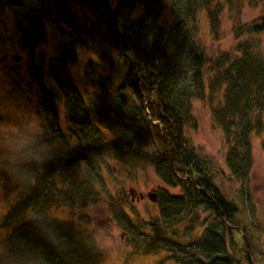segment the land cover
Listing matches in <instances>:
<instances>
[{
	"label": "trees",
	"instance_id": "obj_1",
	"mask_svg": "<svg viewBox=\"0 0 264 264\" xmlns=\"http://www.w3.org/2000/svg\"><path fill=\"white\" fill-rule=\"evenodd\" d=\"M226 1L234 11L236 42L229 51L220 48L224 5L217 0H0V21L8 18L6 25L11 21L14 27L13 46L24 53L46 116L48 126L36 146L46 151L56 141L60 148L24 164L23 186L6 182L12 203L3 221L7 233L0 264H104L90 234L73 220L46 213L58 202L85 209L101 201L111 209L133 258L264 264V249L253 258L247 254L248 260L241 254L238 235L247 244L259 243L233 194L218 185L223 172L214 157L186 134L197 123L196 104L208 102L225 135L234 180L229 186L249 177L255 136L264 150V17L244 23L238 4ZM171 3L178 16L166 24ZM204 14L208 32L200 28ZM48 28L59 41L49 70L45 55H36ZM11 58L14 62L6 56L0 61L1 86L18 79L8 73L10 67L22 68L20 56ZM3 99L0 95V103ZM142 165L155 167L167 188L179 189L152 193L156 212L148 219L126 209L125 188L116 191L115 179L105 175ZM39 205L41 212L30 217Z\"/></svg>",
	"mask_w": 264,
	"mask_h": 264
},
{
	"label": "rangeland",
	"instance_id": "obj_2",
	"mask_svg": "<svg viewBox=\"0 0 264 264\" xmlns=\"http://www.w3.org/2000/svg\"><path fill=\"white\" fill-rule=\"evenodd\" d=\"M34 1L39 2V0ZM217 1L224 5L220 6L222 13L219 15L220 28L224 33V41L221 43L220 48L223 51L233 50L236 42H234L235 39L232 32L234 25L232 3L228 4L226 0ZM233 3H237L241 9V18L244 23H250L264 17V0H233ZM81 11H83L82 8L79 9V12ZM176 16H178L176 5L172 3L167 5L164 12L166 24H172ZM203 17L205 18L206 14ZM7 19L3 18L0 21V61H2V56H6L7 58L10 57V61L14 62L11 56L18 55L22 58L20 63L22 68L20 69L17 63L14 68L10 67L8 73H14V77L18 79L14 83L0 85V95L4 97L0 103L1 255L5 252L3 246L7 233L6 228L3 227V221L12 203V197L7 191L9 187H7L6 182L12 180L14 184L23 186L25 182L22 179V174H24V168L26 167L25 163H33L34 159L42 157V152L46 154L49 151L60 150L56 141L51 147H47L46 151L36 146V142H38L44 129L48 126L46 116L43 113L38 93H34L32 88L37 84L31 83L27 75L28 62H26L24 53L22 49L13 46L15 45L12 42L14 33L11 28L14 27L11 21L6 25ZM2 28L7 29L1 30ZM200 28H205L206 32H208L210 22L205 18V22H202ZM47 32V41L37 49L36 55L39 59L45 55L46 67L49 70V61L59 52V41L52 29L48 28ZM262 44L264 46V38L262 39ZM2 69H4L3 66L1 67ZM9 78L11 79L10 76ZM119 78L121 77H118V80ZM83 83L79 82V86L83 91L82 94H86L83 89ZM194 113L197 123L195 127H187L186 134L194 146L199 148L203 154L214 157L217 169L223 172V175H218L217 177L218 185L227 194H233L231 199L237 202L241 209L242 218L251 228L254 240L259 243L257 246L247 244L238 235L239 246L244 249L241 254L248 260L247 254L253 258L254 252H262V249H264V150L261 147L262 139L258 136L253 138L252 155L254 165L247 180L241 184L235 182L229 186L228 183L234 180L226 164L227 144L225 135L223 131L215 126L208 102H198L194 108ZM61 125L62 132L65 134L66 120L64 114H61ZM105 175L110 181L115 179L111 182L112 186L116 183V191L125 188L129 197V204L126 205V209L131 211L134 208L140 213L141 217L147 219L154 216L156 212V203L150 200V194L157 193L160 189H167L171 194L179 192V189L167 188L155 167L150 165H142L134 171L115 170V175L111 176V178L108 174L105 173ZM224 175L225 177H223ZM141 196H144V198L140 199ZM41 208L42 205H39L33 209L29 216L33 217L36 212H41ZM110 212L111 209L104 201L85 209H74L69 204L58 202L49 206L46 211L49 218L61 221L73 220L85 234H90L103 253L104 264H175L161 255L150 258H143L144 256L133 258L132 252L130 253L129 251L130 248L125 243L123 233L112 222ZM203 216H207V214L203 213ZM197 236H200V233ZM241 264L247 263L242 260Z\"/></svg>",
	"mask_w": 264,
	"mask_h": 264
},
{
	"label": "water",
	"instance_id": "obj_3",
	"mask_svg": "<svg viewBox=\"0 0 264 264\" xmlns=\"http://www.w3.org/2000/svg\"><path fill=\"white\" fill-rule=\"evenodd\" d=\"M143 198H144V196H141L140 199H143ZM149 198H150V199L152 198V194L149 195Z\"/></svg>",
	"mask_w": 264,
	"mask_h": 264
},
{
	"label": "flooded vegetation",
	"instance_id": "obj_4",
	"mask_svg": "<svg viewBox=\"0 0 264 264\" xmlns=\"http://www.w3.org/2000/svg\"><path fill=\"white\" fill-rule=\"evenodd\" d=\"M141 198V197H140Z\"/></svg>",
	"mask_w": 264,
	"mask_h": 264
}]
</instances>
